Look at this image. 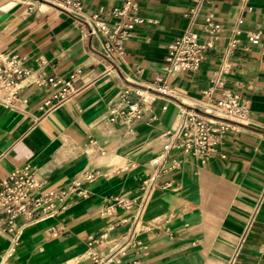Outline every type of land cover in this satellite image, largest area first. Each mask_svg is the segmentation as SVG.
Listing matches in <instances>:
<instances>
[{
	"label": "crops",
	"instance_id": "1",
	"mask_svg": "<svg viewBox=\"0 0 264 264\" xmlns=\"http://www.w3.org/2000/svg\"><path fill=\"white\" fill-rule=\"evenodd\" d=\"M53 1L61 0H0V51L18 53L38 71L22 82L14 107L0 104V181L31 165L44 190L61 192L87 174L99 175L85 184L88 197L72 193L61 212L20 220L12 236L0 233V264H90V236L109 225L112 236L126 234L136 207L111 216L100 211L117 197L139 195L163 135L179 124L180 106L216 102L223 89L213 87L220 77L224 89L249 101V120L205 159L172 154L180 165L165 174L171 186L155 191L140 218L137 257L140 264H264V0H209L195 19L185 15L191 0H143L144 23L126 41L125 54L113 60L80 16L63 13ZM82 1L83 14L102 11L100 18L110 22L106 12L124 0ZM209 13L223 30L198 70L168 76L173 101L157 97L132 126L110 123L109 102L128 79L147 85L165 75L168 44L187 29L205 40ZM238 19L244 32L234 35ZM246 31L260 32L259 43H251ZM234 37L237 46L227 53ZM76 71L75 86L84 89L44 116L41 106L52 87L35 83L37 74L62 82Z\"/></svg>",
	"mask_w": 264,
	"mask_h": 264
},
{
	"label": "built area",
	"instance_id": "2",
	"mask_svg": "<svg viewBox=\"0 0 264 264\" xmlns=\"http://www.w3.org/2000/svg\"><path fill=\"white\" fill-rule=\"evenodd\" d=\"M143 0H124L122 5L106 12L111 19L107 22L100 18L102 11L93 16L81 12L82 0H61L53 3L63 13L80 16L91 36L101 37L102 51L107 59L125 54V43L133 36L135 29L144 23L139 15ZM209 0H191L186 16L195 19L205 2ZM243 20L238 19L233 27L234 35L244 31L241 28ZM203 32L206 39L191 29L168 44V52L162 66L165 75H157L149 84H141L131 80L123 87L108 105V120L121 126H132L145 117L157 97L173 101L174 92L168 82V76L176 71H196L205 59L206 53L214 48L215 41L223 30V25L212 13L205 16ZM246 36L253 44H258L261 33L246 31ZM237 39L231 38L227 53L237 46ZM41 61L40 65H45ZM229 65L223 68L226 72ZM38 71L25 65V59L18 53H3L0 51V104L4 107H14L19 100L22 82ZM80 71L70 75L67 80L60 81L55 77L38 73L34 82L40 86H51L52 92L45 100L41 110L50 114L58 105L66 104L76 97L83 87L75 86V79ZM141 70L137 69L135 76L139 78ZM224 78L215 81L213 88L223 89L221 97L216 102H204L195 106H180L179 124L174 130L167 131L162 137V148L148 162V173L143 179L141 191L135 197H117L107 208L100 211L101 216H111L120 209L129 210L136 207L137 216L134 226L123 236H112L114 225L92 235L87 240V256L90 264H140L137 257L142 246L139 239L138 225L146 211L153 194L158 189H167L171 181L164 178L171 169L180 165V159L172 154L190 155L197 160L205 159L212 151L223 143L227 135L236 127L249 120V101L229 89H224ZM213 89L206 91L207 94ZM196 107V108H195ZM99 173H90L76 180L64 191L44 190L45 183L38 179L31 165L14 169L0 181V233L12 236L19 229V221L25 223L43 217L55 215L66 209L63 205L72 194L88 197L85 184L94 180ZM52 234H60V230L52 227Z\"/></svg>",
	"mask_w": 264,
	"mask_h": 264
}]
</instances>
